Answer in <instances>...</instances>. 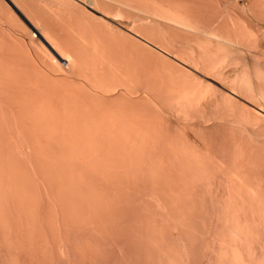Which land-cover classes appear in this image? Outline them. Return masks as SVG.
Segmentation results:
<instances>
[{"label": "bare ground", "instance_id": "obj_1", "mask_svg": "<svg viewBox=\"0 0 264 264\" xmlns=\"http://www.w3.org/2000/svg\"><path fill=\"white\" fill-rule=\"evenodd\" d=\"M14 1L33 22L24 17L32 29L23 28V19L9 14L1 2V14L7 11L0 15V24L8 25V33L3 35L0 25V264H264L263 115L234 107L231 97L216 95L178 68L174 74L168 66L153 63L155 56L165 63H191L264 107L263 29L253 24L224 32L207 29L212 13L207 6L213 0H87L91 7L121 18L108 29L103 22V28L97 22L90 31L67 26L72 35L80 34L64 35L74 47L78 41L91 47L84 54L87 47L81 50L83 56L92 64L103 59L94 64L102 63L103 73L94 65L86 69L91 77L84 71L87 67L79 70L86 73L80 75L89 88L79 90V84L75 89L104 99L102 104L108 100L103 108L98 98H90L95 104L88 103L90 108L76 90L61 91L66 78L59 83L53 76L52 81L38 68L57 64L59 70L61 65L73 69L80 58L85 64L79 50H62L61 42L68 41L57 33L67 32L66 26H57L68 19L71 25L80 16L91 20L84 5L74 0H37L39 5L31 2L33 6L28 0ZM246 4L251 17L264 21V0ZM31 9L44 13L45 20ZM74 9L82 14H74L75 20L69 16L70 21L67 15ZM47 13L52 16L48 21ZM47 23L55 27L49 30ZM14 37L26 47L25 54L41 53L40 59L47 54L43 60H48L38 61L40 65L21 62L23 50L15 48ZM17 52L21 55L14 60ZM153 64L160 83L147 80ZM229 66L231 71L226 70ZM35 69L43 77L32 75ZM71 86L77 87L74 81ZM97 86L108 91L121 86L119 106L109 103L116 96L95 94ZM141 89L180 118L197 116L204 123L214 115L207 104L224 103L222 115L240 132L231 134L228 146L214 143L213 137L209 141L207 126L197 129L198 144L175 134L166 142L167 130L164 137L162 131V136L143 132V97L132 96ZM139 129L146 136L138 137ZM152 132L164 139L144 140Z\"/></svg>", "mask_w": 264, "mask_h": 264}, {"label": "rangeland", "instance_id": "obj_2", "mask_svg": "<svg viewBox=\"0 0 264 264\" xmlns=\"http://www.w3.org/2000/svg\"><path fill=\"white\" fill-rule=\"evenodd\" d=\"M4 2V3H6V5H7V7L6 6H4V8L6 7L7 9H9V14H11L13 17H16L17 19H23V20H21V22H20V20H18V22H20V23H22V27L23 28H28V26L29 25H26V24H28L27 22L29 21H32V19L30 20V19H28L27 17H29L28 15H27V17H25L26 16V13L20 8V7H18L17 5H16V3H14L15 1L14 0H0V4H1V2ZM14 1V2H13ZM26 1V0H25ZM24 1V2H25ZM28 1H30V2H28ZM28 1H26V2H28L29 4H31V2H32V4L33 3H38V1L37 0H35V1H33V0H28ZM37 1V2H36ZM42 2L43 1H45V0H41ZM41 1H39L40 3H41ZM77 4L78 3H82V5H84V6H82V8L85 10L84 12H85V14L87 15V16H89L90 17V21H87L86 19L88 18V17H86V19H85V16H84V18L82 19V20H86L87 22H85V20H84V24H83V21L80 19L81 18V12H79V14L77 13L78 11L77 10H75V13H74V10L73 11H71L70 13H69V15H67V17L68 18H70V21H71V17H69V16H71L72 15V17L74 18H76V17H78V16H75L76 14H78L80 17H78L77 19L79 20V22L80 21H82V22H76V21H74V23L72 22V25H71V23H69V22H67V21H69V19L68 20H66V24H68V25H66V24H64V25H58L57 27H61L62 28V26H66L65 28V30H67V32H68V29H67V26H69L70 28H69V30H73V29H75L76 27H77V29L79 28V29H84L85 28V30H89L88 28H90V30L91 29H93V28H95V27H97L96 26V24H97V22H99L100 23V27H104L102 24H101V22H103V23H105L106 25H108V26H106L105 25V27L108 29V27H110V28H112L113 26H114V24H116L117 22H120L121 21V18L120 17H117V16H114V15H112V14H110V13H106V12H104V11H102L100 8H94V7H91V5H88L89 3V0H88V2H86L87 0H82L83 2H81L80 0H74ZM209 1H211V0H209ZM208 1V2H209ZM214 1V2H213ZM213 1H211V2H209L210 4H212V5H209V6H207V7H209V9L207 8V10L209 11V10H211L212 11V13L210 14V11L207 13L208 14V16H207V18H208V20H207V23H208V21L210 20V23H209V25L207 24V29H210V30H215L217 27H218V29L220 30V31H222V32H224V30L225 31H227L226 29H229V28H234V27H236V30L237 29H239V27H242L243 25H248V24H253V26L254 25H256V27L257 28H260L261 30L263 29V31H264V21H261V20H258V18H255V17H251V13H250V10H249V8H248V6H247V4H246V2H247V0H213ZM13 2V3H12ZM3 3V4H4ZM27 3V4H28ZM44 3V2H43ZM208 3V4H209ZM2 4V5H3ZM16 6H15V5ZM31 4V5H32ZM80 4H78V5H80ZM5 5V4H4ZM37 5H39V3L37 4ZM37 5H36V7H37ZM33 6V5H32ZM34 6H35V4H34ZM81 6V5H80ZM79 6V7H80ZM90 6V7H89ZM0 7L1 8H3L1 5H0ZM35 7V8H36ZM211 7V8H210ZM0 8V9H1ZM11 8V9H10ZM33 9H35L34 7H32ZM7 9H6V11H7ZM20 9V10H19ZM32 10V9H31ZM36 10H37V8H36ZM79 10H82L81 9V7H80V9ZM3 10H1V12H2ZM6 11H5V9H4V12L6 13ZM12 11V12H11ZM37 11H39V10H37ZM1 12H0V15H2L1 14ZM15 12V13H14ZM32 13L34 12L33 10L31 11ZM40 12V11H39ZM35 13L34 12V14H38V16H40V17H37V15H36V17L40 20L41 19V16L44 14V13H42V15L40 14V13ZM4 13V15H6ZM32 13H30V14H32ZM17 14V15H16ZM34 14H32V16H34ZM75 14V15H74ZM84 14V15H85ZM4 15H2V16H4ZM25 15V16H24ZM47 16V21L49 20V16H51V14H49L48 15V13L46 14ZM74 15V16H73ZM209 15H212V17L211 16H209ZM214 15V16H213ZM2 16H0L1 18H4V17H2ZM44 16V15H43ZM42 16V18L44 19L45 18V16L43 17ZM21 17V18H20ZM24 17H25V19H28L27 20V22H26V20H24ZM36 17H35V19H36ZM52 17V16H51ZM51 17H50V20H51ZM215 17V18H214ZM15 18V20L17 21V19ZM75 18L73 19V20H75ZM211 18V19H210ZM214 19L216 20V21H214ZM45 20V19H44ZM89 20V19H88ZM211 20H212V22H211ZM2 21V20H1ZM53 21V20H52ZM52 21H50V22H48V23H53ZM117 21V22H116ZM213 21L215 22V24H216V26L214 25L213 26ZM17 22V23H18ZM33 22V21H32ZM31 22V23H32ZM2 23V22H1ZM19 23V24H20ZM25 23V24H24ZM45 24V25H47V27H48V29L50 28V29H52L51 28V26L52 25H54V24ZM78 23V24H77ZM98 23V24H99ZM121 23V22H120ZM73 24L75 25V26H73ZM79 24H80V26H79ZM81 24H82V26H81ZM212 24V25H211ZM242 24V25H241ZM0 25H3V27H8V25L6 24L5 25V23L3 24H0ZM51 25V26H50ZM77 25V26H76ZM111 25V26H110ZM122 25L124 26L125 24L124 23H122ZM240 25V26H239ZM71 26H73V27H71ZM84 26V28H82ZM116 26H118L117 24H116ZM209 26V27H208ZM212 26V27H211ZM220 26V27H219ZM233 26V27H232ZM0 27H2V26H0ZM2 27V28H3ZM30 27V26H29ZM52 27H55V26H52ZM63 27V28H64ZM81 27V28H80ZM214 27V28H213ZM4 28V29H5ZM4 29H3V35H5V33L7 32L8 33V29L6 28V30H5V32H4ZM30 29H32L31 27H30ZM30 29L28 28V30L30 31ZM49 29V30H50ZM0 30H2L1 28H0ZM89 30V31H90ZM217 30V29H216ZM52 31V30H51ZM63 31H64V29H63ZM57 32L58 33V36L59 37H61V35H62V33H63V35H62V37L65 35L66 37H69L68 35H70V37H74L76 34H78V33H76V32H74L75 33V35H72V33L70 32ZM218 31V30H217ZM2 32V31H1ZM0 32V33H1ZM36 32V31H35ZM10 34H11V31L9 32ZM61 33V34H60ZM73 33V34H74ZM10 34H6V35H8V36H10ZM84 34V33H83ZM193 34V36L195 37V38H198V39H200V38H202V39H205L206 37L202 34V33H192ZM192 34H191V36H192ZM197 34V35H196ZM72 35V36H71ZM78 35H80V34H78ZM11 36H12V34H11ZM14 36V35H13ZM12 36V37H13ZM65 36L62 38L63 40L65 39V40H67L68 41V39L67 38H65ZM77 36V35H76ZM192 36V38L193 39H195L194 37ZM197 36V37H196ZM11 37V38H12ZM10 38V39H11ZM15 38V37H14ZM13 38V39H14ZM207 38H208V36H207ZM16 39V38H15ZM209 39V38H208ZM63 40H61V41H63ZM64 40V41H65ZM15 41V40H14ZM63 41V42H64ZM66 41V42H67ZM71 41V40H70ZM70 41H68V43H65L64 42V44H62V42H61V44H60V46H61V48H63L62 50L63 51H67V50H65V48L67 49L68 48V51L67 52H70L71 51V49H73V48H75L74 49V51L75 50H79L77 53H78V56H80V52H82V51H84L83 52V54L84 53H86L85 51H89V50H91V47H90V49H89V47H87L86 46V44H87V42L86 43H84L83 42V48H82V46L81 45H79V43H81L80 41H78V43H77V45L74 47V42L72 41V42H70ZM213 41V40H212ZM19 42V43H18ZM17 43V44H16ZM20 43H22V41L20 42V41H18L17 39H16V41H15V45L14 46H16L15 48H17V49H19V48H21L19 51L21 52L22 50H23V52H21V53H23L22 55H21V53H19V52H17V54H15V58H13L14 60L16 59V57H20V55L23 57V59H22V57H21V59H20V61L21 60H25V62L27 61H29L30 62V60L31 61H36L37 62V64H39L40 65V63L38 62V61H40L41 62V60L42 61H46V60H48V57L46 58V60H43V57H46V56H48L46 53V55L45 56H42L41 57V59H40V56H41V53H39V52H42V55H44V51H37L40 55H37V56H35V55H29V54H25L24 52H26L25 51V49H26V47L25 46H22L23 45V43L22 44H20ZM25 43L26 42H24V45H25ZM38 44L40 43V42H37ZM73 43V44H72ZM75 43V44H76ZM41 44H43V42H41ZM72 44V45H71ZM91 44V43H90ZM89 44V45H90ZM64 45V46H63ZM67 45H69V46H67ZM88 45V44H87ZM78 46V47H77ZM80 46H81V49H80ZM85 46L87 47V50L85 49V50H82V49H84L85 48ZM19 47V48H18ZM43 47V46H42ZM70 47V48H69ZM77 48H79V49H77ZM42 49H44V48H42ZM89 49V50H88ZM16 50V49H15ZM27 50V49H26ZM45 50V49H44ZM82 50V51H81ZM17 51V50H16ZM92 52V51H91ZM71 53H72V51H71ZM25 54V55H24ZM73 54H74V52H73ZM88 54V53H87ZM89 54H91V53H89ZM165 54V53H164ZM19 55V56H18ZM29 55V56H28ZM82 55V54H81ZM86 55V54H85ZM81 56V57H85V58H87V59H83V63H85V64H80L81 63V60L80 59H77L78 60V64L76 63V65H73L72 67H73V69L72 68H70V69H68L67 68V66H65V68L66 69H64V65L62 66L61 65V67H62V69H64V70H59V68L57 69V68H54V67H57L58 65L56 64V66H54V65H49V67H47L46 65H40V66H38L37 64H33L34 66L35 65H37L38 66V68L40 67L41 68V66H42V70L40 71V70H34L33 71V73H32V75H34L35 73L37 74V75H39V73L40 72H42L43 73V75L44 74H46L45 76H50L49 78L51 79L53 76H55V78H56V82H59V83H61V81L62 80H65L64 78H66L67 80H65V81H63V83L66 85H64V84H60V85H64V87H60L61 88V91H62V89L63 88H65L64 89V92L63 93H65V91H67V92H71L72 91V89H73V91L74 90H76L75 88H78V86H79V84H80V86H79V90H81L82 88H80V87H83V89L85 90L86 88H89L88 87V85L85 83L86 81H84V80H86L85 79V77H84V79H83V76L82 75H80V73H79V70H81L82 72H84L86 69H88V65H89V67L91 68V67H93V66H90V65H94L96 62H97V60H103V59H95V63H93L92 64V59L91 60H89V57H86V56ZM26 56V57H25ZM39 56V57H38ZM51 56V55H50ZM75 56H76V53H75ZM169 56V55H168ZM30 59H29V58ZM36 57V58H35ZM98 57H99V55H98ZM156 58H155V62H153V63H158L159 64V62L161 63V64H164L165 66H168L169 67V69L173 72L174 70L176 71V70H178V69H180L179 71H181V72H183L184 74H186L190 79H192L194 82L196 81V82H201L202 84H206L210 89H211V92H213V93H215L216 95L217 94H219V95H223V96H228L229 98L231 97V99H230V101H231V103L234 105V107H236V108H238V107H240V108H249V109H252V110H254L255 109V111H257V113L259 114V115H263V117H264V107H262V105L261 106H259L258 104L260 103V101H254L253 99H250V98H248L247 96H245V94H242L241 92H239V91H237V90H235V89H231V87H229V85L227 86L226 84H225V82L223 81H221V80H219V78H217V76H214V75H212V74H210V73H207L206 71H202L201 70V68L199 67H197V66H194L193 64H191V63H187V62H182V61H179V60H176V59H173V63H170V62H162L161 61V59H160V57L158 58L157 56H155ZM170 57V56H169ZM11 58V57H10ZM25 58V59H24ZM28 58V59H27ZM33 58V59H32ZM50 58V57H49ZM75 58H77V56L75 57ZM99 58H101V57H99ZM103 58V57H102ZM158 58V59H157ZM168 58V57H167ZM9 59V58H8ZM39 59V60H38ZM45 59V58H44ZM157 59V60H156ZM160 59V60H159ZM74 60H76V59H74ZM80 60V61H79ZM84 60H85V62H84ZM87 60V61H86ZM163 60V59H162ZM175 60V61H174ZM16 61H19L18 60V58H17V60ZM33 61V62H34ZM89 61H91V63L89 62ZM21 62H24V61H21ZM54 62V61H53ZM63 62V60H61V63ZM86 62H88V63H86ZM94 62V61H93ZM99 62H101V61H99ZM99 62H97V63H99ZM106 62V61H105ZM75 63V62H74ZM53 64V63H52ZM54 64H55V62H54ZM58 64H60V63H58ZM103 64H104V61H103ZM105 64H107V63H105ZM85 65V66H84ZM102 65V63L101 64H96V66L94 65V67H95V69L94 70H97L98 72H102L103 73V71L102 70H105V69H102L101 70V66ZM107 65H109V64H107ZM154 65L155 64H153V66L152 67H149L148 68V75L149 76H147V80L149 81V80H151V82H153V79H155V80H157V83H160V81L159 80H161V78L160 77H158V76H153L156 72V70L155 69H157V67L159 66L160 67V64L159 65H156L155 67H154ZM32 66V65H31ZM75 66H77L78 68V71L75 69L76 67ZM99 66H101L100 68H99ZM104 66V65H103ZM162 66V65H161ZM60 67V66H59ZM84 67H87V68H84ZM104 67H106V65L104 66ZM109 67V66H108ZM231 67V68H230ZM39 68V69H40ZM53 68V69H52ZM83 68H84V71H83ZM89 68V69H90ZM97 68V69H96ZM178 68V69H177ZM232 68H233V66H229V68L227 67L226 68V70L227 71H231L232 70ZM54 70L53 72H52V70ZM55 69H57V70H55ZM68 69V70H67ZM71 69H72V73H70L71 72ZM75 69V70H74ZM100 69V70H99ZM70 70V71H69ZM36 71H40V72H36ZM57 71V72H56ZM64 71V72H63ZM76 71L78 72V73H76ZM87 71V70H86ZM85 71V72H86ZM91 70H89V72H90ZM96 71V72H97ZM56 72V73H55ZM88 71L86 72L87 73V75H89L90 73H89ZM94 72V71H93ZM23 73V72H22ZM21 73V74H22ZM86 73H81V74H83L84 76L86 75ZM89 73V74H88ZM108 72H106V74H107ZM174 73V72H173ZM34 75V76H37V75ZM69 74V75H68ZM73 74V75H72ZM95 74H97V73H95ZM106 74H105V76H106ZM175 74V73H174ZM42 75V74H41ZM41 75H39V76H41ZM43 75H42V77H43ZM79 75V76H78ZM86 75V76H87ZM44 76V77H45ZM47 76V77H48ZM104 76V75H103ZM64 77V78H63ZM89 77H91L90 75H89ZM57 78H60L61 80L59 81ZM63 78V79H62ZM76 79V80H75ZM52 80V79H51ZM53 80H54V78H53ZM52 80V81H53ZM73 81H74V83H75V86H77V87H74V86H71L72 84H73ZM77 83H76V82ZM81 83H80V82ZM147 81V82H148ZM56 82H54V83H56ZM150 83V82H149ZM67 84H68V86L69 87H71V89L69 88V87H67ZM81 84L83 85V86H81ZM58 86H59V84H58ZM85 87V88H84ZM94 88V90L93 91H95V94H101V93H103V94H105L106 96H116V95H118L120 92H123V89H122V87L121 86H114V88L113 89H111V90H106V89H104L103 87H101V86H97L96 88L97 89H95V87H93ZM67 89V90H66ZM69 89V90H68ZM76 90V92L75 93H77L78 95H80L81 93H79L80 91L79 90ZM84 90H82V91H84ZM89 90V89H88ZM81 91V92H82ZM74 92H71V93H74ZM89 92V91H88ZM86 93L85 94V91H84V93H82L83 94V97H84V95H85V98H86V100L83 98V97H81L82 96V94L79 96L80 98H82L81 100H84V102L82 103V104H84L85 106H91L90 108H92V105H95L91 100H90V98H92V99H96V98H98V97H94V95L92 96V95H90V93ZM62 93V94H63ZM74 93V94H75ZM76 94V95H77ZM90 95V96H88V95ZM87 95V96H86ZM140 96V97H143V104H141V102H142V100L140 101V104H141V106L140 107H144V109H143V111H145V112H143L144 113V120H146V122L145 121H143L142 122V124L141 125H143V124H145L144 126H146V127H144V126H141V127H144L143 129V132H145V131H147V133H148V131H154V132H156L157 134L159 133V132H164V134L161 132L159 135H161V134H163V137L164 136H166L167 135V133H168V137H164V138H167V139H164L163 137H160L159 135H156V134H154L153 132V135H151V134H148V137H145L144 138V140H146V139H148V140H154V141H156L157 139L161 142L163 139L167 142L168 141V139H169V137L171 136V134H173L172 136L174 137V134L175 135H178L179 137H180V139L182 138V137H184V138H186L187 140L189 139V140H191V141H193V142H195V140L196 139H194V138H196V136H197V138H198V135H196V132L198 133V131H197V129H200V130H202L203 129V131H205L204 129H205V127L207 126V134L209 135H207V137L209 138H211V137H213L214 138V140L211 138V140H210V138L208 139L209 141H214V143L215 142H217V141H220V143L219 144H226L227 146L229 145L228 143H230L227 139L228 138H230L234 133H236V134H238L239 132H240V130H239V132H236L238 129H237V124L236 125H233L232 127H233V129H231V125L232 124H230L227 120H226V118L222 115V114H224V111H223V108L225 107V104L223 103V104H220V103H218L217 105H215V104H213V103H210L209 104V106H208V104H207V109L209 110V108H210V110H212L213 109V114L214 115H212L213 116V118H208V120H207V123H204V121H202V118L200 119V118H197V116L194 118L193 117V119H188V118H190V117H188L187 119L185 118H180V115L178 116V114L177 113H175L174 111H171L170 109H168V107L167 106H164V104H163V106H162V104H159V102L155 99L154 100V97H155V95L153 96V97H151L153 94L152 93H150L149 91L147 92V91H145V89H141V91H138L137 93L136 92H132V96H134V97H136V96ZM88 98V99H87ZM151 98V99H150ZM99 99H102V98H98V99H96V100H98L99 101ZM117 99H119V98H117V96H116V101H118V102H116V101H111V102H109L111 105L113 104V105H116L117 104V106H119V102L121 103V101H122V99L120 100H117ZM89 100V101H88ZM94 101V100H93ZM130 101V100H129ZM85 102H87V104L85 103ZM90 102H92L93 104L92 105H89L88 103H90ZM95 103H97L96 101H94ZM101 104H102V102H104V99L103 100H100L99 101ZM106 102H108V100L106 101V99H105V103ZM139 102V101H138ZM152 102V103H151ZM158 102V103H157ZM105 103H103V104H105ZM108 103V104H109ZM131 103H133L134 105H135V103H136V101L134 102V101H131ZM258 103V104H257ZM80 104V103H79ZM99 104V103H98ZM101 105L103 108L106 106V105ZM145 104V105H144ZM212 104V105H211ZM81 105V104H80ZM97 105V104H96ZM110 105V106H111ZM132 105V104H131ZM134 105H132L133 107H134ZM232 105V106H233ZM82 106V105H81ZM100 106V105H99ZM109 106V105H108ZM136 106H138L137 104H136ZM135 106V107H136ZM224 106V107H223ZM97 107H98V105H97ZM96 107V108H97ZM82 108V107H81ZM94 108V107H93ZM146 108V109H145ZM98 109V108H97ZM101 109V108H100ZM145 116H146V118H145ZM223 116V117H222ZM187 120V121H186ZM187 122H190V123H192V124H190V123H187ZM140 127V129H142ZM229 127V128H228ZM145 128H146V130H145ZM139 129V132L141 131ZM237 129V130H236ZM165 130H167V131H169V132H172V133H170L169 134V132H165ZM234 132H233V131ZM232 131V132H231ZM230 132V133H229ZM137 133V132H136ZM135 133V134H136ZM150 133V132H149ZM165 133H166V135H165ZM233 133V134H232ZM134 134V135H135ZM137 134H139V133H137ZM140 134H141V132H140ZM139 134V136L138 137H140V136H142V134L143 135H145L144 133H142L141 135ZM232 134V135H231ZM236 134H234V135H236ZM146 136V135H145ZM162 136V135H161ZM177 136V137H178ZM214 136H219V139H218V137H217V139L214 137ZM225 136V137H224ZM229 136V137H228ZM133 137V136H132ZM225 139H224V138ZM163 138V139H162ZM171 138V137H170ZM184 138H182V140L184 139ZM192 138V139H191ZM223 138V139H222ZM133 139H135V138H133ZM143 139V138H142ZM174 140H178V139H175V138H173ZM194 139V140H193ZM199 139V138H198ZM222 139V140H221ZM136 140V139H135ZM141 140V139H140ZM171 140H172V138H171ZM185 140V139H184ZM188 140V141H189ZM217 140V141H216ZM225 141V142H222V141ZM229 140H231V138L229 139ZM191 141H190V143H191ZM212 141V142H213ZM164 142V141H163ZM196 144H198V141L196 140ZM192 144H194V143H192ZM196 146V145H195ZM225 146V145H224ZM208 194V193H207ZM209 195V194H208ZM207 195V196H208ZM208 203H209V201L207 200V205H208ZM198 255H199V252H198Z\"/></svg>", "mask_w": 264, "mask_h": 264}]
</instances>
